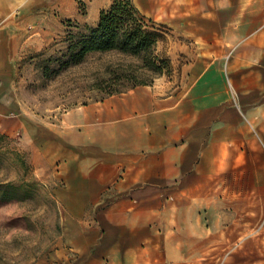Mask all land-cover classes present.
<instances>
[{"label":"crops","instance_id":"crops-1","mask_svg":"<svg viewBox=\"0 0 264 264\" xmlns=\"http://www.w3.org/2000/svg\"><path fill=\"white\" fill-rule=\"evenodd\" d=\"M113 1L0 0V130L60 183L75 264H264V0H132L170 75L58 124L20 111L23 56Z\"/></svg>","mask_w":264,"mask_h":264},{"label":"rangeland","instance_id":"rangeland-1","mask_svg":"<svg viewBox=\"0 0 264 264\" xmlns=\"http://www.w3.org/2000/svg\"><path fill=\"white\" fill-rule=\"evenodd\" d=\"M80 30L70 26L47 47L26 54L19 61L12 81L13 93L20 102V111L41 126L58 124L68 110L104 98L106 93L95 86L96 81L107 77L106 68L110 64L124 59L114 53L92 52L78 65L45 74L44 60L58 55L69 32ZM171 71L170 60L169 68L160 76H168ZM157 77H153V82ZM0 133L5 135L0 137V185L21 186L20 199L0 203V264H75L76 253L69 250L64 235L65 210L55 194L60 183L36 170L30 159L31 143L22 131L8 134L0 130ZM7 189L4 192L0 187V199L17 193L14 188ZM60 249H66L67 256L53 259V253Z\"/></svg>","mask_w":264,"mask_h":264},{"label":"trees","instance_id":"trees-1","mask_svg":"<svg viewBox=\"0 0 264 264\" xmlns=\"http://www.w3.org/2000/svg\"><path fill=\"white\" fill-rule=\"evenodd\" d=\"M74 25L81 30L77 33L69 32L65 46L58 55L44 60L45 74L78 65L92 52L120 55L124 58L122 62L110 64L106 68L107 77L99 78L95 83L99 90L109 96L123 92L120 86L133 88L151 84L153 77L162 75L170 66V59L157 51V43L161 38L159 28L140 13L132 0H114L101 11L99 23L95 26ZM4 136L0 133V137ZM0 187L4 192L8 187L17 192L11 197L0 199V203L21 198L18 195L21 186L8 183Z\"/></svg>","mask_w":264,"mask_h":264}]
</instances>
